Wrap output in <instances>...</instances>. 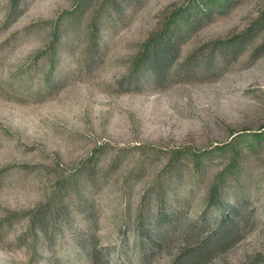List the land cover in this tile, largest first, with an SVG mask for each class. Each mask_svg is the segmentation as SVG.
<instances>
[{"label":"rangeland","instance_id":"obj_1","mask_svg":"<svg viewBox=\"0 0 264 264\" xmlns=\"http://www.w3.org/2000/svg\"><path fill=\"white\" fill-rule=\"evenodd\" d=\"M190 2L0 0V264H264V0L132 73Z\"/></svg>","mask_w":264,"mask_h":264},{"label":"trees","instance_id":"obj_2","mask_svg":"<svg viewBox=\"0 0 264 264\" xmlns=\"http://www.w3.org/2000/svg\"><path fill=\"white\" fill-rule=\"evenodd\" d=\"M218 0H192L188 3L186 9L180 10L172 19V23L165 27V30L154 38L148 41V45L145 51L138 57L135 66L133 67V76L139 78L145 73H149L154 78L159 77L166 66L167 52L172 47V38L176 35L182 34L183 28H189L195 24L198 20L199 14H206L204 4H213ZM221 1V0H220ZM181 23L177 25L179 21ZM189 30V29H188ZM234 42L221 43L219 48L232 47ZM53 76L46 75V84H49L53 79ZM200 153L198 154V156ZM225 235V234H224Z\"/></svg>","mask_w":264,"mask_h":264}]
</instances>
